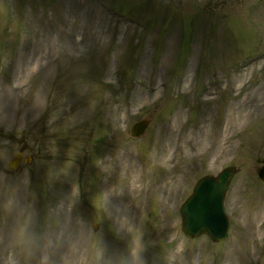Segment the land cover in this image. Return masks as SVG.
Segmentation results:
<instances>
[{
    "label": "rangeland",
    "instance_id": "rangeland-1",
    "mask_svg": "<svg viewBox=\"0 0 264 264\" xmlns=\"http://www.w3.org/2000/svg\"><path fill=\"white\" fill-rule=\"evenodd\" d=\"M104 2L0 0V264H264V0ZM229 165L228 236L187 237Z\"/></svg>",
    "mask_w": 264,
    "mask_h": 264
},
{
    "label": "water",
    "instance_id": "water-1",
    "mask_svg": "<svg viewBox=\"0 0 264 264\" xmlns=\"http://www.w3.org/2000/svg\"><path fill=\"white\" fill-rule=\"evenodd\" d=\"M146 125L140 121L130 129L132 136H139ZM22 161V150L8 162L11 170H17ZM26 162V159H25ZM237 169L233 165L226 166L216 174H206L194 184L189 196L179 208L181 230L189 238L206 235L210 240L218 242L228 235L229 222L224 208V197ZM257 176L264 182V164L256 169ZM144 264H151L150 254H146Z\"/></svg>",
    "mask_w": 264,
    "mask_h": 264
}]
</instances>
